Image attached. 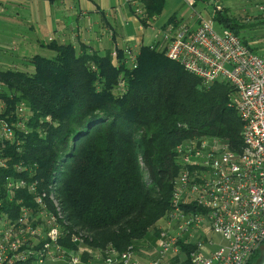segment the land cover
<instances>
[{"label":"trees","instance_id":"1","mask_svg":"<svg viewBox=\"0 0 264 264\" xmlns=\"http://www.w3.org/2000/svg\"><path fill=\"white\" fill-rule=\"evenodd\" d=\"M140 1L145 17L139 19L148 25L165 0ZM215 20L239 35L246 25L226 11ZM46 46L55 54L34 55L33 72L0 70V116L22 103L28 112L27 129H17L2 152H20L15 160L37 164L49 177L57 173L70 233H87L93 247L140 252L151 234L153 241L159 236L172 208L177 145L211 136L240 149L243 123L230 105L233 87L224 80L202 87L199 77L150 45L141 46L135 69L123 62L124 47L116 63L112 50ZM119 81L126 85L123 95L114 90ZM181 245L189 255L191 248ZM184 264H191L188 258Z\"/></svg>","mask_w":264,"mask_h":264},{"label":"built area","instance_id":"2","mask_svg":"<svg viewBox=\"0 0 264 264\" xmlns=\"http://www.w3.org/2000/svg\"><path fill=\"white\" fill-rule=\"evenodd\" d=\"M184 1L190 7L197 2ZM208 2L216 6L212 20H200L196 27L167 24L150 46L199 77L202 87L220 80L233 87L230 105L243 123L240 149L211 136L177 145L180 173L172 208L154 247L144 252L149 258L142 259L132 246L123 252L112 245L93 247L85 242L87 233H70L57 173L49 177L37 164L15 160L20 152H2L6 142L16 140L17 129H27L28 112L19 104L0 116V264H172L177 257L178 263L188 258L191 264H248L264 248V56L233 30L218 33L214 20L221 7ZM253 2L264 22V0ZM129 3L140 22L143 3ZM142 45L138 40L124 46L123 62L130 69L138 67ZM118 49H112L116 63ZM3 88L0 82V92ZM114 90L123 95L125 82ZM4 109L0 101V112ZM182 243L191 248L189 255Z\"/></svg>","mask_w":264,"mask_h":264},{"label":"crops","instance_id":"3","mask_svg":"<svg viewBox=\"0 0 264 264\" xmlns=\"http://www.w3.org/2000/svg\"><path fill=\"white\" fill-rule=\"evenodd\" d=\"M203 1L208 4L209 0ZM216 1L221 7L218 13L228 10V13L232 12L230 16L238 21L241 17L245 20L252 17L248 15V11L254 4L253 0L236 2L238 8L228 6L229 3L222 4V0ZM0 4V67H5L0 70L33 72L30 60L40 53L32 55L31 51H49L54 55L55 51L46 46L51 42L72 44L79 51L86 47L99 54L112 50L115 46L122 48L130 45L135 38L127 28L131 25L136 28L137 24H142L136 19L129 0H4ZM173 17V22H182V17L179 18L176 14ZM249 21L250 24L260 22L257 19L256 22ZM123 22L127 23L123 25ZM199 22L200 20L192 27H196ZM10 44L15 46L10 48ZM16 60L24 62L22 64L26 69H18L19 63ZM155 242L156 239L154 244ZM146 250L150 249L137 252L138 256L148 259L149 256L144 253ZM174 261L172 264H184Z\"/></svg>","mask_w":264,"mask_h":264},{"label":"rangeland","instance_id":"4","mask_svg":"<svg viewBox=\"0 0 264 264\" xmlns=\"http://www.w3.org/2000/svg\"><path fill=\"white\" fill-rule=\"evenodd\" d=\"M0 1L3 2L4 0H0ZM236 2L241 3L242 0H230V2H227L226 0H222V4L224 3L225 5H227L229 3L228 6L230 5L232 7L238 8V6L235 5ZM213 10H214V5L209 4V2L207 4L203 0H197L196 5L194 7H190V5L186 3L184 0H165L161 13L150 19L148 25L137 24L136 28H134L133 25L127 28L128 32L131 31V35L135 37L131 44H134L139 40V42L142 43L143 45H150L160 40L161 36L164 33V28L166 24L171 21L172 17L175 14L179 18L180 17L183 18L180 19L183 23L189 24L191 26H195L198 20H203V19L209 21L212 20ZM228 14L231 15L232 12ZM236 15H238V13H236ZM248 15L252 17L248 19L246 18V20L242 19L241 17V20H239L241 23H244V25L246 24L245 27L240 30V36L244 40L252 41L251 45L254 47V51L264 56V45H263L264 22L261 20V17H259L260 12L257 8H255L254 4L249 7ZM256 19L260 20V22L258 21V24H256L257 23L255 21ZM249 20H253V22L256 23L250 24ZM126 23L127 22H123V25ZM214 28L217 30L218 33L221 34L224 31L225 27L219 21L214 20ZM8 46L10 48H13L15 45L10 44ZM31 52L33 53L32 55H34L35 53H40L41 55L47 57L53 56V54L49 51L35 52V50H32ZM16 63L17 64L19 63L18 69H22L24 67V65L22 64L24 62L21 63L20 60H16ZM0 68L3 69L5 67L3 68L0 67ZM24 68L26 69V67ZM152 233L153 235H155L154 231ZM151 237L152 234L147 238V245L145 247V248H149L150 250L154 245V241L152 240ZM263 259H264V248L260 251V253L257 256V259L254 261L253 264H259L262 262Z\"/></svg>","mask_w":264,"mask_h":264},{"label":"water","instance_id":"5","mask_svg":"<svg viewBox=\"0 0 264 264\" xmlns=\"http://www.w3.org/2000/svg\"><path fill=\"white\" fill-rule=\"evenodd\" d=\"M76 139V138H75ZM260 264H264V259L262 260V262Z\"/></svg>","mask_w":264,"mask_h":264}]
</instances>
